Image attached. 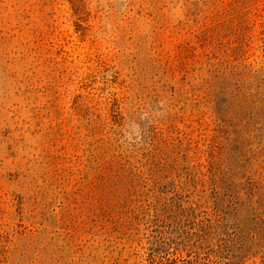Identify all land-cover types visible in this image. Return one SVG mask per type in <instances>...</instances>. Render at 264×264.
<instances>
[{"label":"rangeland","instance_id":"374dc122","mask_svg":"<svg viewBox=\"0 0 264 264\" xmlns=\"http://www.w3.org/2000/svg\"><path fill=\"white\" fill-rule=\"evenodd\" d=\"M0 264H264V0H0Z\"/></svg>","mask_w":264,"mask_h":264}]
</instances>
